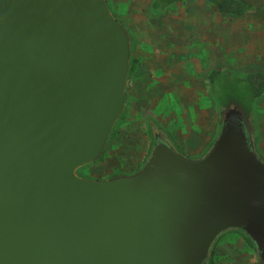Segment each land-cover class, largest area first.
<instances>
[{
    "label": "water",
    "instance_id": "1",
    "mask_svg": "<svg viewBox=\"0 0 264 264\" xmlns=\"http://www.w3.org/2000/svg\"><path fill=\"white\" fill-rule=\"evenodd\" d=\"M131 66L107 0H0V264H212L231 229L264 264V158L238 91L199 157L163 141L133 172L78 173L106 151Z\"/></svg>",
    "mask_w": 264,
    "mask_h": 264
},
{
    "label": "rangeland",
    "instance_id": "2",
    "mask_svg": "<svg viewBox=\"0 0 264 264\" xmlns=\"http://www.w3.org/2000/svg\"><path fill=\"white\" fill-rule=\"evenodd\" d=\"M246 1V12L232 15L208 0H181L162 10L152 8L153 0H111L117 3L115 13H126L134 36L127 105L103 157L81 167L80 175L105 178L138 169L151 149V119L188 156L198 157L220 131V100L236 91L252 102L264 158V93L253 99L249 81L251 73L264 72V0ZM159 41L165 44L161 60L150 55L161 47ZM216 69L220 72L212 80L209 73ZM204 141L209 143L197 151ZM216 244L212 264H259L236 229L224 232Z\"/></svg>",
    "mask_w": 264,
    "mask_h": 264
},
{
    "label": "trees",
    "instance_id": "3",
    "mask_svg": "<svg viewBox=\"0 0 264 264\" xmlns=\"http://www.w3.org/2000/svg\"><path fill=\"white\" fill-rule=\"evenodd\" d=\"M211 3L216 6L221 12L228 13V14H243L246 12L248 8V2L245 0H210ZM220 71L213 70L209 73V78L214 80L215 77H218ZM249 81L251 84V89L253 90L254 98L261 96L264 93V72L257 71L250 74ZM113 132V131H112ZM112 134V133H111ZM247 243L253 247V244L249 240V238L245 235L242 231ZM217 245V244H216ZM215 252L216 248L213 251V256L211 263L215 261Z\"/></svg>",
    "mask_w": 264,
    "mask_h": 264
},
{
    "label": "flooded vegetation",
    "instance_id": "4",
    "mask_svg": "<svg viewBox=\"0 0 264 264\" xmlns=\"http://www.w3.org/2000/svg\"><path fill=\"white\" fill-rule=\"evenodd\" d=\"M108 1V3L109 2H111V0H107ZM179 1H181V0H175V1H173L171 4H173V3H176V2H179ZM208 1H210V0H208ZM211 2V1H210ZM170 4V3H169ZM151 6H152V8L153 9H160V10H162V9H164L166 6H168V4H164L161 0H153V2L151 3ZM115 16L118 18V16L115 14ZM122 19H125L126 21H127V18H126V16H123V17H121ZM120 21H122L123 22V20H121L120 18H118ZM126 26H127V28L129 29V31H130V34H131V42H132V49H133V45H134V36H133V31H132V28L130 27V25H129V23L128 22H123ZM162 39V41H164L165 40V38H161ZM163 44H164V42H162ZM178 48H179V46H178ZM153 49V48H152ZM159 49V50H158ZM154 53H156V54H159V53H163L164 52V50H163V48H161V47H158V48H156V49H154V51H153ZM127 86H128V84H127ZM248 97V96H247ZM222 105L220 106V110H222ZM152 121H148L147 120V127H148V129H149V135H150V142H149V144L151 145V149H150V151H149V154H150V152H151V150H152V148L154 147V145L156 144V143H159V142H167L168 144H170V145H172V146H174V147H176V148H178V150H180L181 152H183V153H185L184 152V150L179 146V144H174L171 140H170V138H169V134H168V131L166 132L161 126H159V124L158 123H156L153 119H151ZM247 129V128H246ZM248 131V130H247ZM254 136H255V134L253 133V138H254ZM149 154H148V156H149ZM186 154V153H185ZM187 155V154H186ZM200 155H202V154H199V156ZM148 156H146V159L148 158ZM188 156V155H187ZM198 156V157H199ZM190 157V156H189ZM146 159L144 160V162L146 161ZM143 162V163H144ZM142 163V164H143ZM141 164V165H142ZM237 232H239V233H242V231L241 230H236Z\"/></svg>",
    "mask_w": 264,
    "mask_h": 264
},
{
    "label": "crops",
    "instance_id": "5",
    "mask_svg": "<svg viewBox=\"0 0 264 264\" xmlns=\"http://www.w3.org/2000/svg\"><path fill=\"white\" fill-rule=\"evenodd\" d=\"M245 1H246V0H245ZM116 4H117V3H115L114 5L116 6ZM108 5H109L110 9L112 10V12L118 16V18H120L121 20H123V22H128V21H126L125 19H122V18H121V15H120L121 13H119V14L115 13V11H114V10H115V6L112 5L111 2H109ZM116 7H117V6H116ZM122 14H123L124 16L126 15V13H122ZM126 16H127V15H126ZM177 35H178V34H177ZM159 42H160V41H159ZM161 43H162V42H160V45H161ZM164 45H165V44L162 43L161 48H163ZM176 45H177L176 48H178L179 44L176 43ZM167 51H168V49H167ZM155 54H156V53L152 52L150 55L153 57ZM158 55H161V54L159 53V54H157V56H158ZM162 55H164V54H162ZM166 55H168V54H166ZM159 57H160V56H158V59H159ZM159 60H161V59H159ZM206 136H207V135H206ZM204 143H205V145H204ZM208 143H209L208 141H207V143L204 141V142H202L201 144L196 145V147H197L196 150H197V151H200V149L202 148V145L206 146V144H208ZM198 155H199V154H198Z\"/></svg>",
    "mask_w": 264,
    "mask_h": 264
}]
</instances>
